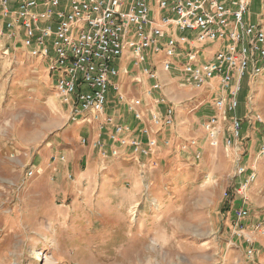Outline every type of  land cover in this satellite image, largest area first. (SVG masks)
Returning <instances> with one entry per match:
<instances>
[{
    "label": "rangeland",
    "instance_id": "374dc122",
    "mask_svg": "<svg viewBox=\"0 0 264 264\" xmlns=\"http://www.w3.org/2000/svg\"><path fill=\"white\" fill-rule=\"evenodd\" d=\"M261 1L252 5L253 23L264 14ZM3 25L0 17V264H264V235L251 228L264 222V124L255 123L264 120V102L257 91H248L246 119L243 91L216 148L205 128L217 113L213 102L190 96L176 105L171 128L153 127L152 156L103 158L84 130L67 133L75 122L47 64L20 43L23 33L11 39ZM163 58H151L158 72ZM170 87L163 90L174 92ZM121 91L127 101L139 98ZM231 117L242 121V138L228 149ZM239 164L257 175L242 222L252 258L232 213L243 205L235 190Z\"/></svg>",
    "mask_w": 264,
    "mask_h": 264
},
{
    "label": "built area",
    "instance_id": "2783aa9c",
    "mask_svg": "<svg viewBox=\"0 0 264 264\" xmlns=\"http://www.w3.org/2000/svg\"><path fill=\"white\" fill-rule=\"evenodd\" d=\"M10 4L11 0H0L3 31L15 40L24 34L20 43L45 61L54 89L75 123H86L89 117L100 122L110 90L135 120L144 121L149 105L144 107L141 98L127 101L121 91L118 79L123 60L140 71L134 84L143 85L147 80L150 95H157L154 106L169 105L160 93L161 77L151 62L153 55L163 54L159 66L164 72L182 75L184 84L199 89L217 80L227 92V97L215 101L217 113L205 127L210 145L216 148L227 113L239 107L243 79L264 77V15L257 23L251 21L252 0H19L16 10ZM180 32H190L193 37L179 36ZM216 44L221 49L210 55L209 49ZM127 70L125 74H130ZM150 117V129L138 135L130 126L107 116L103 125L112 127L109 141L115 147L108 148L101 140L93 146L103 158H118L123 150L133 156H152L158 147L153 127L171 128L175 109L168 106L165 114L150 112ZM256 118L255 123L264 124L262 117ZM230 121V135L225 139L228 149L242 138V121L236 117ZM189 147L199 151L195 140ZM198 151L196 158H200ZM259 155L264 158V144ZM237 176L242 181L235 190L243 205L232 211L235 233L248 244L247 255L252 258L256 250L250 247L253 241L244 233L242 222L250 217L246 193L257 175L254 169L239 164ZM251 228L264 235V222Z\"/></svg>",
    "mask_w": 264,
    "mask_h": 264
},
{
    "label": "crops",
    "instance_id": "0c3cea01",
    "mask_svg": "<svg viewBox=\"0 0 264 264\" xmlns=\"http://www.w3.org/2000/svg\"><path fill=\"white\" fill-rule=\"evenodd\" d=\"M18 2H19V0H11L10 7L13 10H16L18 7ZM259 2L261 3L262 1L261 0H252L251 8H252V5H254V8H255V5H257V3H259ZM263 8H264V5H263ZM262 10H264V9H262ZM261 15H264V14H262V13L258 14V16H261ZM250 19H251V17H250ZM220 49H221V45L216 44L209 49V54L213 55L217 51H219ZM129 63L130 62L128 60H123L121 62V64H123V65L120 66L121 76L118 79V81L121 83L122 88H127V91H125L126 96H128V97L137 96V97L141 98L143 101L148 103L149 108L145 109L144 121L138 122L137 120H135L133 114L128 110V108L119 104L115 100V94L112 90H110L109 95H108L109 103H108L107 108H106V113L103 116V118L100 119V122H96L92 119V117H89L86 123H83L82 121H80V122H76V123L72 124L73 126L67 130V133H69V134L72 133L73 135H75V137H77V135H76L77 132L84 130L86 132V134L88 135V137L90 138V140H93V143L101 140L107 145L108 148L115 147L109 141V134L112 131V127L103 125V122L107 116L113 117L115 120V123L130 126L139 135V133L141 131H143V129H148V128L150 129V127H151L150 126L151 125L150 112L158 111L161 115H163L166 113L168 106H172L174 109H176L175 108L176 105L179 104L182 99H184L186 97H190V96H191V98H188V99H193V97H196V96L205 97L206 101L213 102V105H214L216 100L227 97V92L224 91L222 88H220L219 82L217 80L211 82L207 86L208 88H199L198 89V88H194L192 85L184 84L182 82L183 81L182 75H172L171 73L164 72L162 67H159L160 68L159 74L161 77L162 84L164 86H171L170 88H174L175 90H174V92L170 90L169 93L166 90L162 91L163 95L166 97L167 104H169V105H163L160 107L154 106L153 98H155V96H157V95H153V97L150 95L149 83L147 82L146 79L144 81V84L142 85V86L145 85V87H142L139 89L133 88L134 77L136 75H140V71L136 70L135 68L129 67L128 66ZM127 66H128V70H127ZM126 70H127V72H130V74H125ZM244 80H247L246 84H244ZM241 87H242V90H241V93L239 95V106H240V98H242V93H243V91H245V95L243 96V100L245 103V110L246 111L243 114V118L246 119L248 117V114L251 113V108L249 107V103H247V102H249L248 101V93H249L248 91H250V90H252L250 92H253V90L257 91V93H256L257 99H259L260 101L263 100V102H264V77H261L258 79H252V78H249L247 76L243 79V81L241 83ZM211 90H214L215 93H217V94L215 96H212ZM201 93H203V94L201 95ZM175 112H176V110H175ZM69 115H70V111H69ZM69 118H70V116H69ZM231 118H234V117H231ZM236 118H238V117H236ZM87 123H90V124L87 125ZM223 124H225V123H223ZM246 133L247 132L244 131V133H243L244 137L246 136ZM144 140H146V137H144ZM94 149H97V148H95L92 145V150H94ZM123 153H128V150H123Z\"/></svg>",
    "mask_w": 264,
    "mask_h": 264
}]
</instances>
